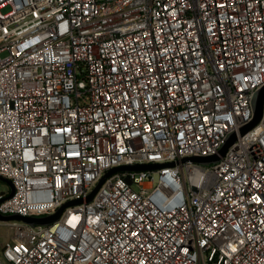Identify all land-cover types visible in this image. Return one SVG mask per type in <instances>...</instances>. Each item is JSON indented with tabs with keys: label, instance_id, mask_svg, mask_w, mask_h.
Here are the masks:
<instances>
[{
	"label": "built area",
	"instance_id": "obj_1",
	"mask_svg": "<svg viewBox=\"0 0 264 264\" xmlns=\"http://www.w3.org/2000/svg\"><path fill=\"white\" fill-rule=\"evenodd\" d=\"M262 88L264 0H0V264H264Z\"/></svg>",
	"mask_w": 264,
	"mask_h": 264
},
{
	"label": "water",
	"instance_id": "obj_2",
	"mask_svg": "<svg viewBox=\"0 0 264 264\" xmlns=\"http://www.w3.org/2000/svg\"><path fill=\"white\" fill-rule=\"evenodd\" d=\"M254 113L255 117L253 121L245 126L244 128L241 129V135H244L246 132L254 128L259 121L261 120L263 114H264V88H262L255 96L254 99ZM236 141V136L233 135L231 136L222 149L220 150V155L224 156L225 153L227 152L228 148ZM220 160V156L214 155L210 157H190V158H185L184 161H194L202 164H210V163H216ZM168 165L173 166L174 163H169ZM163 164H149V165H135V166H121L115 169L110 170L106 175L102 178V180L99 182V184L96 186V188L89 194L87 198V202L92 201L94 195L97 193L101 185L104 183L105 179L112 175L113 173L117 171H126V170H153V169H158L160 167H163ZM1 181H5L6 183L9 184V186L12 188V192L9 195V197H12L14 194V189L13 185L10 180L0 176ZM82 203V200H75V201H70L66 204H64L55 214L50 215V216H45V217H24L18 214L14 215H7L4 216L0 214V220L1 221H24L26 223L32 224V225H47L51 224L55 221H57L63 210L68 207V206H73Z\"/></svg>",
	"mask_w": 264,
	"mask_h": 264
},
{
	"label": "rangeland",
	"instance_id": "obj_3",
	"mask_svg": "<svg viewBox=\"0 0 264 264\" xmlns=\"http://www.w3.org/2000/svg\"><path fill=\"white\" fill-rule=\"evenodd\" d=\"M8 11V8L3 10ZM10 188L9 184L5 181L0 180V192H6ZM11 240L10 229L5 226H0V246L4 245L6 242Z\"/></svg>",
	"mask_w": 264,
	"mask_h": 264
}]
</instances>
